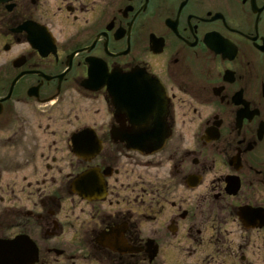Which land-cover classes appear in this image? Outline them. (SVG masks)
I'll return each mask as SVG.
<instances>
[{
  "label": "flooded vegetation",
  "instance_id": "obj_1",
  "mask_svg": "<svg viewBox=\"0 0 264 264\" xmlns=\"http://www.w3.org/2000/svg\"><path fill=\"white\" fill-rule=\"evenodd\" d=\"M0 264H264V0H0Z\"/></svg>",
  "mask_w": 264,
  "mask_h": 264
},
{
  "label": "water",
  "instance_id": "obj_2",
  "mask_svg": "<svg viewBox=\"0 0 264 264\" xmlns=\"http://www.w3.org/2000/svg\"><path fill=\"white\" fill-rule=\"evenodd\" d=\"M103 72V70H102ZM92 73L91 74V80L93 81H99L98 85L96 86V88H99L101 86H105L108 85V89L110 90L114 103H118L119 101V97L120 94L118 93V88L116 86H114V78L116 79V74L112 73L111 75L108 74L107 70L104 69L103 73ZM136 146H138V144H136Z\"/></svg>",
  "mask_w": 264,
  "mask_h": 264
},
{
  "label": "rangeland",
  "instance_id": "obj_3",
  "mask_svg": "<svg viewBox=\"0 0 264 264\" xmlns=\"http://www.w3.org/2000/svg\"><path fill=\"white\" fill-rule=\"evenodd\" d=\"M97 105H100L99 101L97 102Z\"/></svg>",
  "mask_w": 264,
  "mask_h": 264
}]
</instances>
